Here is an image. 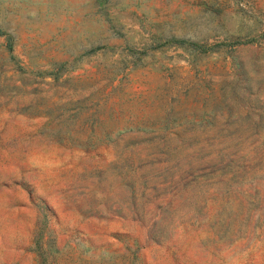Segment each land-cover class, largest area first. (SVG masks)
Masks as SVG:
<instances>
[{"label": "rangeland", "instance_id": "rangeland-1", "mask_svg": "<svg viewBox=\"0 0 264 264\" xmlns=\"http://www.w3.org/2000/svg\"><path fill=\"white\" fill-rule=\"evenodd\" d=\"M0 30V264H264V0H0Z\"/></svg>", "mask_w": 264, "mask_h": 264}, {"label": "trees", "instance_id": "trees-1", "mask_svg": "<svg viewBox=\"0 0 264 264\" xmlns=\"http://www.w3.org/2000/svg\"><path fill=\"white\" fill-rule=\"evenodd\" d=\"M0 34H4V32L0 30ZM8 47H9V48L11 47V46H10V43H8Z\"/></svg>", "mask_w": 264, "mask_h": 264}]
</instances>
